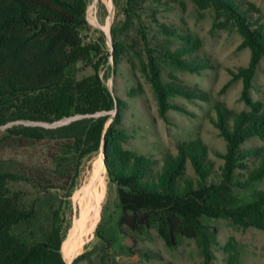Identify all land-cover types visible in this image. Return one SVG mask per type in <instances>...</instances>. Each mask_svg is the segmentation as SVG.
Returning <instances> with one entry per match:
<instances>
[{
    "label": "trees",
    "instance_id": "16d2710c",
    "mask_svg": "<svg viewBox=\"0 0 264 264\" xmlns=\"http://www.w3.org/2000/svg\"><path fill=\"white\" fill-rule=\"evenodd\" d=\"M192 2L229 20L241 39L239 47L249 50L246 66L234 75L241 80L239 99L249 112L231 114L221 104L213 106V125L225 152L216 153L223 162L220 180L209 185L205 182L213 174L212 163L200 142L177 144L176 153L164 155L159 165L122 150V134L115 129L122 103L111 97L98 77L104 57L90 64L93 77H70L77 62L99 53L83 42L82 33L88 31L85 0H0V264H65L60 244L69 199L82 162L98 152L115 188L118 225L135 238L149 239L153 230L168 247L178 236L195 239L201 229L198 219L210 212L242 228L264 231V187L254 188L264 178V148L240 147L249 138L264 139L261 105L248 95L258 63L264 60V21L253 18L242 0ZM123 3L126 16L131 11L151 15L152 7L160 5L159 0ZM146 30L153 35L169 32L154 14ZM141 37L134 55L159 106L167 108L171 94H195L177 82L160 80L163 63L187 71L207 68L205 61L189 57L196 49L191 38L179 37L184 45L174 48L171 41L157 37L148 41L145 33ZM111 48L116 64L126 49L113 31ZM115 105L113 121L105 128L108 116L102 114ZM72 118L58 127L38 125ZM187 163L196 181L185 177ZM239 168L245 178L237 186L251 187L252 200L232 208L221 206L217 200L226 196L231 174ZM139 252L146 257V251ZM206 259L210 260L207 255Z\"/></svg>",
    "mask_w": 264,
    "mask_h": 264
},
{
    "label": "rangeland",
    "instance_id": "374dc122",
    "mask_svg": "<svg viewBox=\"0 0 264 264\" xmlns=\"http://www.w3.org/2000/svg\"><path fill=\"white\" fill-rule=\"evenodd\" d=\"M159 1L158 8L152 7V14L162 26L169 28V32L153 35L146 30L152 14L131 11L126 16L123 0H85L88 31L82 33L83 42L97 47L99 53H90L87 60L77 62L70 77H93L90 64L99 61L100 56L104 57L99 62L98 77L111 97L122 103L115 125L122 134V150L150 158L159 165L164 155L176 153L177 144L200 142L206 146L207 158L213 169L205 185L218 183L223 162L216 153L222 155L225 144L213 125V106L221 104L231 114L249 112L239 99L241 80L234 78L237 69L246 66L249 50L239 47L241 39L231 22L211 8H198L192 0ZM242 1L253 18L259 16L260 21H264V0ZM111 31L126 49V54L116 64L110 57ZM141 33H145L148 41H153L154 37L171 41L170 47L174 48L184 45L179 37L186 35L191 38L196 49L189 57L205 61L207 68L187 71L163 63L160 80L163 83L177 82L195 94H171L166 100L167 108L159 106L143 74L141 61L134 55ZM250 87L248 95L251 101L261 105L264 115L263 59L258 63ZM116 110L115 105L111 111L102 114L108 116L105 128L113 121ZM69 120L51 126L66 125L75 118ZM28 124L35 125L24 123ZM240 147L264 148V139L252 137ZM248 162L250 166L252 161ZM185 177L196 181L188 163ZM244 178V170L234 169L229 190L217 203L228 208L249 203L252 200L251 187L237 186ZM263 187L264 178L254 185L257 191ZM69 201L70 209L64 219L60 244L65 264H72L78 257L75 264H264V231L242 228L218 212H210L198 219L201 229L197 238L178 236L169 247L153 230L149 239L135 238L125 232L118 225L120 210L115 188L104 172L101 152L82 162ZM139 251H146V257Z\"/></svg>",
    "mask_w": 264,
    "mask_h": 264
},
{
    "label": "water",
    "instance_id": "95a60500",
    "mask_svg": "<svg viewBox=\"0 0 264 264\" xmlns=\"http://www.w3.org/2000/svg\"><path fill=\"white\" fill-rule=\"evenodd\" d=\"M70 121V120H69ZM52 127V126H51ZM101 159H102V153H101ZM102 166H103V163H102Z\"/></svg>",
    "mask_w": 264,
    "mask_h": 264
},
{
    "label": "bare ground",
    "instance_id": "6f19581e",
    "mask_svg": "<svg viewBox=\"0 0 264 264\" xmlns=\"http://www.w3.org/2000/svg\"><path fill=\"white\" fill-rule=\"evenodd\" d=\"M97 177V176H96ZM98 200H99V197H98ZM93 218V217H92Z\"/></svg>",
    "mask_w": 264,
    "mask_h": 264
}]
</instances>
